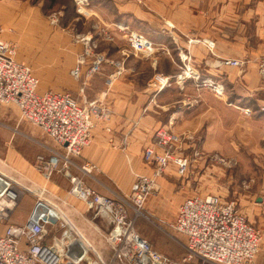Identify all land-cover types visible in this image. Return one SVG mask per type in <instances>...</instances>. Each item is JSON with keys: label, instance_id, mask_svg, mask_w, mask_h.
<instances>
[{"label": "crops", "instance_id": "1", "mask_svg": "<svg viewBox=\"0 0 264 264\" xmlns=\"http://www.w3.org/2000/svg\"><path fill=\"white\" fill-rule=\"evenodd\" d=\"M233 2L236 0H138L137 3L113 0L116 19L106 20L107 23L99 20L103 27L100 29L111 32L116 25L125 24L143 32L155 47L156 62L135 54L125 61L129 75L117 79L109 87L106 80L115 70L113 65L101 69L91 79L92 85L85 82L86 92L93 94L108 112V119L95 126L90 145L75 161L76 165H89L90 172L80 174L77 168L71 169L87 186L102 196L126 197L137 178L152 174L153 166L144 161L143 152L147 146L157 144V131H168L182 139L180 145L186 155L197 146L202 152H214L220 149L222 139L218 136L225 126L222 104L229 105L233 112L236 109L245 112L263 109L264 113V91L257 71L258 60L264 55V0L243 9L235 7ZM126 16L132 17V24ZM83 35H94L91 26ZM192 38L197 43H191ZM123 39L118 33L111 44L109 54L117 48V56H111L108 49H103L105 57L109 56L107 60L121 61L119 50ZM204 41L213 46L208 47V42ZM222 59L242 61L245 67L239 71L219 65ZM183 70L186 74L192 72V76L173 83ZM86 71L87 67L83 66L82 81ZM155 74L169 78L171 84L161 90L155 89L150 84ZM224 112L230 113L231 109H224ZM43 165L40 167L44 177ZM169 171L155 180V192L158 193L147 197L145 207L149 215L154 216L156 212L160 218H170L175 212L171 223L176 218L178 206L170 199V193L176 192V188L188 187V183L184 180L180 183ZM9 172L0 162V177L10 183ZM37 189L19 187L15 190L19 200L27 191L43 206L40 194L47 191ZM160 206L167 210L161 212ZM32 210L23 214V221L13 222L12 214L10 222L25 223ZM74 216L81 219L78 212ZM75 235L79 246L85 241L89 250L95 252L92 237L88 236L86 240L85 236ZM250 264H264V233L259 252Z\"/></svg>", "mask_w": 264, "mask_h": 264}, {"label": "rangeland", "instance_id": "2", "mask_svg": "<svg viewBox=\"0 0 264 264\" xmlns=\"http://www.w3.org/2000/svg\"><path fill=\"white\" fill-rule=\"evenodd\" d=\"M116 1L138 2V0ZM258 1L236 0L233 5L243 9L256 6ZM112 2L113 0H87V6L83 10H78L75 0H0V40L14 47L15 61L27 66L36 77L37 93L51 91L68 94L78 105L87 108L96 98L93 94L86 92L85 82L88 81L92 85L94 81L91 79L97 75L86 77L91 58H88L83 65L79 64V59L83 55V46L77 40V36L83 35L91 26V30L94 31V35L91 36L97 43L96 52L103 54L102 51L106 48L109 54L111 44L117 39V34L121 33L124 38L122 48L119 50L121 60L123 58L121 52L128 44L125 40L126 33L138 32L146 38L143 32L131 25L119 24L126 29L125 32L115 30L108 32L100 29L103 27L99 24V20L107 23L106 20L116 19ZM54 18L56 20L52 22ZM126 19L132 24L131 16H126ZM109 34L113 36L112 40L106 38ZM189 41L193 44L197 43L194 38ZM206 44L209 47L211 43ZM153 48L155 49L154 46ZM109 55L117 56V48ZM134 55L135 53L131 54L127 59ZM106 57L109 58L107 55ZM116 64V61L108 59L101 69L107 65H113L116 70ZM83 66L87 67L84 80L81 81V78L76 80L72 71L78 69L81 75ZM180 75H185V78L192 76V72L186 74L183 70ZM177 77L172 81L173 83H177ZM224 109H231V112H224ZM232 110L234 109L229 105L222 104V121L225 126L220 129L218 136L222 139L218 151L202 152L197 146L190 149L191 152L186 155L181 146V151L177 150V155L190 160L186 172L179 174L175 165L170 163L160 176L167 175L170 169L169 173L173 178L181 181L180 183L182 180L185 184L188 183V187L176 188V192L170 193V199L177 203L178 209L182 201L191 197H220L224 201L234 202L238 213L261 234L262 238L264 233V113L263 109L249 113L239 109L234 112ZM99 121L100 119L94 120L95 126ZM214 138L216 139L217 136L214 135ZM54 149V144L41 130L20 119L19 112L14 106H0V162H3L10 171L12 187L17 190L22 187L35 191L38 190L37 188L47 191L40 194L46 213L58 219L61 217L72 232L79 235L78 237L81 235L92 237L95 243V252L92 251V253L103 264H124L121 259L111 257L112 251L106 241L111 226L103 218H93L92 210L70 194L71 184L63 172L58 169L48 179L41 174L40 166L43 165L44 159L48 160L52 156L51 150ZM195 153L198 154L197 159L192 157ZM214 155L229 160L230 166L226 167L211 160L210 156ZM75 161L77 159L73 160L74 163ZM71 172L76 173L73 170ZM155 186L150 194L152 196L158 193L155 192ZM35 191H33L34 194ZM38 202V198L33 194L23 192L14 210L15 213L13 212V222L23 221V214L26 211L29 212ZM145 202L140 211L141 214L136 215L134 231L148 240L162 255L172 260L181 259L185 253L181 245L183 238L167 226L173 220L175 212L170 218H160L156 212L154 217L149 215ZM57 207L59 210L56 209ZM162 207L164 206L158 207L161 212L167 210L166 207ZM73 209L78 212L81 219L74 216L76 212ZM130 216L133 217V213ZM62 227L65 232L66 227L61 221L54 227L49 226L48 237H52ZM95 231L101 238H98ZM75 234L68 231V239H76ZM80 246L84 249L81 244Z\"/></svg>", "mask_w": 264, "mask_h": 264}, {"label": "built area", "instance_id": "3", "mask_svg": "<svg viewBox=\"0 0 264 264\" xmlns=\"http://www.w3.org/2000/svg\"><path fill=\"white\" fill-rule=\"evenodd\" d=\"M75 3L78 10L87 6V0H75ZM115 31L125 32L126 29L116 25ZM125 35L128 44L121 52L123 58L116 64V70L106 80L108 87L120 77L129 75L125 61L131 54H141L154 64L156 62L155 49L142 34L130 31ZM106 36L108 40L113 39L111 34ZM77 40L83 46L79 64L92 59L86 77L99 74L107 59L96 52V41L90 35H79ZM15 54L10 43L0 40V106H14L21 120L37 127L54 144L52 156L43 165L44 177L48 179L60 169L71 184L70 194L92 210L93 218L108 222L111 230L106 241L112 258H119L124 264H250L254 261L259 252L261 234L238 213L234 202L217 196L184 200L175 220L167 225L183 238L181 245L185 253L181 259L172 260L156 251L148 240L134 231V222L153 191L155 179L170 163L175 165L179 174L186 172L190 160L177 155L180 139L168 131H158L157 144L143 152L144 161L153 166L152 176L137 178L126 197L98 194L71 169L77 168L80 174L90 172L89 165H76L73 160L90 145L94 120L108 119V112L100 106L98 99L86 108L68 94L37 93L38 80L27 66L15 61ZM219 65L239 71L244 68L243 62L231 59H223ZM257 71L264 91V55L258 61ZM72 75L76 80L81 78L78 69L72 71ZM184 76L179 75L177 83ZM170 83L169 78L156 74L150 84L161 90ZM197 155L195 153L192 157L197 159ZM210 159L226 167L231 163L217 155L210 156ZM17 194L12 185L0 177V264H103L91 250L76 247V239H68L70 229L65 223V232L62 227L49 238L48 227H54L61 220L46 213L40 202L25 223H11L10 218L18 203ZM132 213L133 217L130 216Z\"/></svg>", "mask_w": 264, "mask_h": 264}, {"label": "bare ground", "instance_id": "4", "mask_svg": "<svg viewBox=\"0 0 264 264\" xmlns=\"http://www.w3.org/2000/svg\"><path fill=\"white\" fill-rule=\"evenodd\" d=\"M17 197H18V195H17ZM18 202H19V198H18ZM42 204H44V202H42ZM42 207V209H44L45 210V212H46V209L44 208V205L43 206H41ZM57 210H59L58 209V207L56 208ZM62 212V211H61ZM141 214V213H140ZM66 224V223H65ZM67 225V224H66ZM69 228V227H68ZM70 229V228H69ZM70 231L72 232V230L70 229ZM73 233V232H72ZM74 234V233H73ZM82 237H84V236H82ZM86 240H87V237L85 238ZM82 240H83V238H82ZM76 241H77V238H76ZM84 241V240H83ZM77 243V245H76V247H80L79 245H78V242H76ZM87 243L84 241L83 242V244H81L82 246H83V248L84 249H82L83 251H87V249L89 250V248H90V246H89V248L87 247V245H86ZM118 259V258H117Z\"/></svg>", "mask_w": 264, "mask_h": 264}, {"label": "water", "instance_id": "5", "mask_svg": "<svg viewBox=\"0 0 264 264\" xmlns=\"http://www.w3.org/2000/svg\"><path fill=\"white\" fill-rule=\"evenodd\" d=\"M258 201L260 202V199H258Z\"/></svg>", "mask_w": 264, "mask_h": 264}, {"label": "trees", "instance_id": "6", "mask_svg": "<svg viewBox=\"0 0 264 264\" xmlns=\"http://www.w3.org/2000/svg\"><path fill=\"white\" fill-rule=\"evenodd\" d=\"M82 81V80H81Z\"/></svg>", "mask_w": 264, "mask_h": 264}]
</instances>
